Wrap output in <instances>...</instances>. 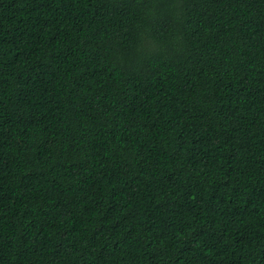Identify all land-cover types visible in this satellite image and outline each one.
<instances>
[{"label":"trees","instance_id":"1","mask_svg":"<svg viewBox=\"0 0 264 264\" xmlns=\"http://www.w3.org/2000/svg\"><path fill=\"white\" fill-rule=\"evenodd\" d=\"M0 264H264V0H0Z\"/></svg>","mask_w":264,"mask_h":264}]
</instances>
